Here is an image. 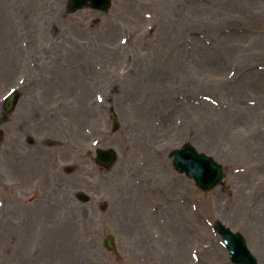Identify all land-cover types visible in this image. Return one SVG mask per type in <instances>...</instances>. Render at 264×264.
<instances>
[{
    "label": "rangeland",
    "instance_id": "rangeland-1",
    "mask_svg": "<svg viewBox=\"0 0 264 264\" xmlns=\"http://www.w3.org/2000/svg\"><path fill=\"white\" fill-rule=\"evenodd\" d=\"M225 1L0 0V264H233L216 219L264 264V0ZM185 142L225 167L222 185L172 170Z\"/></svg>",
    "mask_w": 264,
    "mask_h": 264
},
{
    "label": "water",
    "instance_id": "water-1",
    "mask_svg": "<svg viewBox=\"0 0 264 264\" xmlns=\"http://www.w3.org/2000/svg\"><path fill=\"white\" fill-rule=\"evenodd\" d=\"M93 1L96 4H98L99 7H104L106 6V3H109V0H93ZM14 104H15V98L14 97L9 98L8 99V109H11L14 106ZM218 179H219V176H217L216 180H213L212 183H214ZM216 225L219 228V224L217 223ZM222 234L224 237L229 236V242L227 243L230 249V254H231L232 259H235L238 261H245V259L252 258V256L246 250L244 243L239 238V234H236V236H233V234H229L228 232H225V231H223ZM109 243L111 244V242Z\"/></svg>",
    "mask_w": 264,
    "mask_h": 264
},
{
    "label": "bare ground",
    "instance_id": "bare-ground-1",
    "mask_svg": "<svg viewBox=\"0 0 264 264\" xmlns=\"http://www.w3.org/2000/svg\"><path fill=\"white\" fill-rule=\"evenodd\" d=\"M228 1H229V0H226V1H225V5L228 3ZM224 36H225V35H224ZM226 37H228V35H226V36L224 37L223 40H224L225 42L228 43V46H227V44L225 43V44H226V48L228 49V48H230L229 45H231V47H232V44H231V43L229 44V40H228V38H226ZM233 48H234V47H233ZM239 203H240V206H241V207H243V205L248 206V204L246 203V201H245V199H244L243 196L241 197V200H240ZM240 206H239V207H240ZM239 207H238L237 209H239ZM258 209L261 210V212L264 214V204H260V206L258 207ZM27 261H29L28 264H32V263L30 262V259H29V258H27ZM31 261H32V260H31ZM22 264H26V263H22Z\"/></svg>",
    "mask_w": 264,
    "mask_h": 264
}]
</instances>
